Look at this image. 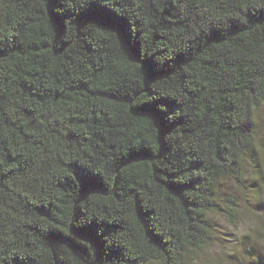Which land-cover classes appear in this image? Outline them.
Here are the masks:
<instances>
[{
    "label": "trees",
    "instance_id": "16d2710c",
    "mask_svg": "<svg viewBox=\"0 0 264 264\" xmlns=\"http://www.w3.org/2000/svg\"><path fill=\"white\" fill-rule=\"evenodd\" d=\"M262 105L264 0H0V264L211 249Z\"/></svg>",
    "mask_w": 264,
    "mask_h": 264
},
{
    "label": "rangeland",
    "instance_id": "374dc122",
    "mask_svg": "<svg viewBox=\"0 0 264 264\" xmlns=\"http://www.w3.org/2000/svg\"><path fill=\"white\" fill-rule=\"evenodd\" d=\"M257 122L256 160L247 161L249 175L242 183L231 177L218 183L211 214L216 243L211 249L191 254L185 264H255L253 259L264 255V105L257 110ZM230 209H236L233 217Z\"/></svg>",
    "mask_w": 264,
    "mask_h": 264
}]
</instances>
